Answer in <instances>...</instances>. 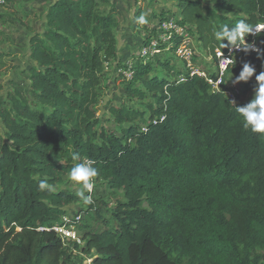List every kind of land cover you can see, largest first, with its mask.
Here are the masks:
<instances>
[{
  "label": "trees",
  "instance_id": "trees-1",
  "mask_svg": "<svg viewBox=\"0 0 264 264\" xmlns=\"http://www.w3.org/2000/svg\"><path fill=\"white\" fill-rule=\"evenodd\" d=\"M209 2L175 0L170 18L207 55L222 48L213 36L221 25L264 22V0ZM117 15L111 0H55L45 31L29 39L28 94L15 89L10 107H0V264H71L79 245L51 227L78 197L38 185H62L73 151L95 161V180L124 198L110 211L114 225L83 233L80 252L91 264H264V136L244 129L223 93L196 74L179 82L174 73L155 75L150 61L137 63L123 90L153 98L146 127L124 105L109 108L117 126L127 125L120 136L97 118L104 67L118 56ZM168 20L155 30L174 51L183 39L161 26ZM152 35L144 46L156 39L158 52L148 58L162 48ZM258 49L264 54V44ZM244 63L264 71V55L242 51L229 72L238 76Z\"/></svg>",
  "mask_w": 264,
  "mask_h": 264
},
{
  "label": "rangeland",
  "instance_id": "rangeland-1",
  "mask_svg": "<svg viewBox=\"0 0 264 264\" xmlns=\"http://www.w3.org/2000/svg\"><path fill=\"white\" fill-rule=\"evenodd\" d=\"M117 8L118 27L115 31L117 38V60L107 63L104 67V78L99 92L98 103L95 106L97 118L107 130L113 131L120 136V129L127 125L117 126L113 122V117L109 114L111 106L124 105L132 108L142 114L135 122V125L142 129L151 116L149 104L153 103V98L148 95L145 100L129 99L123 90V83L127 79L126 73L131 72V68L137 63L151 62L154 67V74L160 77L169 75L165 72L174 73L176 79L184 78V75L190 72L187 62L178 53V50L172 51L170 47L175 45L167 43L165 32L155 30L159 27V20L164 15L168 18L175 19L176 12L173 13L175 0H111ZM204 5H209V0H201ZM55 0H0V107L9 108L7 95L13 93L15 89L28 94L30 81L28 80V70L34 66L29 56V39L32 35L38 33L40 35L46 29V14L48 8ZM137 11L140 15H145L148 23L140 25L136 23L135 16ZM155 32V33H154ZM152 34H155L153 36ZM178 37L185 39L183 42L187 49L191 52L190 62L194 71L212 72L214 64L213 56L207 55L200 44L197 42L195 34L183 32ZM148 35L158 37L162 45L160 53L152 58L141 57L142 50L145 49L144 40ZM166 40V41H165ZM182 43V44H183ZM168 61L169 70H162V63ZM178 72V74H177ZM261 71L256 69V73ZM237 75L228 72L225 78V85L236 88L239 94L237 104L241 106L248 103L253 97V89L245 92L246 84L255 83L253 76L247 83L241 82L235 84L234 80ZM126 78V79H125ZM136 87H140L139 84ZM255 88V87H254ZM251 92V93H250ZM156 106L154 105V109ZM0 133L4 134V129L0 125ZM66 189L75 195L76 188L68 179L56 188V190ZM94 203L84 205L78 200L71 206L67 207V219L75 217L81 211V221L79 225H75L77 236H79L80 244L78 252L71 261V264H91L92 257L80 252L84 247L82 235L84 232L91 230L93 232L110 228L114 225L110 211L119 203L123 202V192L114 191L106 184L95 180V188L92 193ZM90 206L93 207L90 209ZM97 209V214H95ZM70 217V218H69Z\"/></svg>",
  "mask_w": 264,
  "mask_h": 264
},
{
  "label": "clouds",
  "instance_id": "clouds-1",
  "mask_svg": "<svg viewBox=\"0 0 264 264\" xmlns=\"http://www.w3.org/2000/svg\"><path fill=\"white\" fill-rule=\"evenodd\" d=\"M136 23L145 25L148 23V19L145 15H140L136 18ZM262 30H264V25H253L242 19L231 27L228 24L221 25L218 29L214 30L213 36L216 41L220 42V46L223 49L227 48L230 53L233 50L243 51L244 53L256 51L258 58H260L264 54L253 43H247L246 37L250 35L258 36ZM225 41L227 43H224ZM232 63L231 57L224 58L221 61V64L225 67ZM253 76H255L256 86L253 89L252 99L243 106H234L236 104L235 101H231L230 103L235 107L236 113L241 118L244 129L264 136V71L257 74L254 65L244 63L234 83H247ZM70 156L71 160L75 163L68 173V179L76 188L75 195L79 200L84 205H91L94 203L92 193L95 188V179L98 176V169L94 166L95 161L82 157L79 152L75 151L71 152ZM38 187L40 191L46 190L50 193L56 190L55 185L49 183L47 179H41Z\"/></svg>",
  "mask_w": 264,
  "mask_h": 264
},
{
  "label": "built area",
  "instance_id": "built-area-1",
  "mask_svg": "<svg viewBox=\"0 0 264 264\" xmlns=\"http://www.w3.org/2000/svg\"><path fill=\"white\" fill-rule=\"evenodd\" d=\"M168 21H165L162 23V27L167 29H175V31L177 33H179V35L182 36L181 33H183V30L178 28L176 25H174V23L171 21L170 18H168ZM256 25H264V22H259ZM166 40H168V37L166 36ZM185 41V39H183L181 41V43L179 44L177 50L178 53L181 57L184 58V60L187 62L188 64V68L190 70L189 75L192 76L194 74L202 77L207 84L210 87V91L212 93H223L224 96L231 102V101H235L237 104V100L239 97V94L241 96V93L239 92L238 89L236 88H232L229 87V85H225V78L228 76V72H229V68L232 67L235 64V60L236 57L242 52V51H236L233 50L232 53L229 52V50L227 48L223 49H216L214 51L213 54V59H214V64L212 67V72H205V71H194L193 66L190 62V56H191V52L187 49L186 45L183 43ZM246 42L247 43H253L254 46L256 48H258V44H264V30H262L258 36H248L246 37ZM183 43V44H182ZM156 39H152L150 41V44L148 47H145V49L142 50L143 55L141 57H147L148 53L151 52V54L157 53L158 51L156 50ZM252 52H256V51H252ZM231 57L233 60V63L228 65V66H224L221 64V61L224 58H229ZM131 72L130 73H126V78L127 79H131ZM179 82L183 81L182 78L178 79ZM240 98V97H239ZM235 104V105H236ZM234 105V106H235ZM67 214L64 215L61 219V221L55 225H53L51 227L52 230H54L56 233L59 234L60 238L62 239V241L66 244L68 241H73L76 242L77 245L80 244V239L79 236H77V232L75 229V222L80 220V216L76 215L75 217H69L70 219L66 218Z\"/></svg>",
  "mask_w": 264,
  "mask_h": 264
},
{
  "label": "crops",
  "instance_id": "crops-1",
  "mask_svg": "<svg viewBox=\"0 0 264 264\" xmlns=\"http://www.w3.org/2000/svg\"><path fill=\"white\" fill-rule=\"evenodd\" d=\"M173 11L175 12L176 11V9H174L173 8ZM177 15H178V13H177ZM29 57V56H28ZM256 86V84L254 83V87ZM254 87H253V89H254ZM251 93V92H250ZM253 93V92H252Z\"/></svg>",
  "mask_w": 264,
  "mask_h": 264
}]
</instances>
